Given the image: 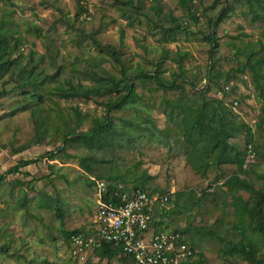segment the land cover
<instances>
[{
    "label": "rangeland",
    "instance_id": "1",
    "mask_svg": "<svg viewBox=\"0 0 264 264\" xmlns=\"http://www.w3.org/2000/svg\"><path fill=\"white\" fill-rule=\"evenodd\" d=\"M186 2L84 0L86 12L78 16L76 0H0L3 32L22 40L18 63L0 81V174L20 161L44 157L23 170L29 176H10L0 187V264H107L98 252L74 257L64 239L65 232L87 233L92 226L97 205L91 181L97 178L110 185L145 182L147 189L171 193V214L163 220L170 230L184 231L197 251L193 264L199 259L202 264H247L221 250L249 238L264 252V239L251 230L249 219L244 231L238 230L235 204L238 198L250 201L251 194L224 185L237 164L212 168L203 178L189 162L195 158L180 119L171 120L166 107V101L178 99L196 106L220 101L233 113L227 121L238 129L230 140L234 156L250 144L256 153L254 158L247 154L243 178L256 190L263 188L264 0ZM211 34L219 44L213 55ZM139 71L177 81L185 94L165 92L152 80L141 82ZM105 72L137 85L138 96L124 110L107 113L112 86L87 76ZM29 80L41 86L40 96L34 86L24 85ZM227 84L231 94L219 99ZM80 85L94 87L97 94L70 100L51 94ZM196 89L205 91V100ZM233 100L240 101L239 108H232ZM77 110L86 116L78 132L89 131L94 120L108 114L118 131L109 147L89 150L71 143L65 153L60 150L64 134L77 125ZM39 137L44 142L37 145ZM50 152L57 154L54 161L47 158ZM58 194L62 221L52 209Z\"/></svg>",
    "mask_w": 264,
    "mask_h": 264
},
{
    "label": "trees",
    "instance_id": "2",
    "mask_svg": "<svg viewBox=\"0 0 264 264\" xmlns=\"http://www.w3.org/2000/svg\"><path fill=\"white\" fill-rule=\"evenodd\" d=\"M82 1L84 0H76L77 8L80 11L78 16H81L82 13L86 12L85 7L82 5ZM181 5L185 6L187 4L186 0H178ZM227 15V11L224 10L220 21H222ZM219 21L215 23L214 26H218ZM4 23L0 22V81L3 80L8 74L11 73L14 66L18 63L19 57L18 47L21 44V38L10 39L3 32ZM210 45L212 47V55L215 53V50L219 48V44L214 41L213 35L211 34L208 38ZM101 49V46H99ZM108 52L112 53L115 57L116 53L108 49ZM117 59V58H116ZM264 60V59H263ZM119 62V59H117ZM262 62L258 63L255 67V70L258 66H261ZM263 75V74H262ZM261 75V76H262ZM89 80L97 83L99 85L104 86H112L111 88H107V93L110 96H113L111 101H109L107 106V113L113 111H121L126 108V106L132 102L135 97L138 96L137 93V85L135 83L130 82V78H124L122 80L116 79L115 76L107 73H87ZM141 82L152 80L155 82L158 89H162L165 92L172 91H181L182 94H185V88L183 85L177 83V81L172 82H164L160 79L158 73L148 74L144 71H139L136 77ZM181 78L185 81V84H189L185 80V76L181 75ZM34 81L29 80L24 83V85H31L35 87L36 94L40 96V92L37 91L41 88L39 85H33ZM127 82V83H126ZM190 85V84H189ZM193 86V85H191ZM232 92V91H231ZM53 96L60 97L61 99H90L95 96L97 93L94 90V87L90 86H82L79 88H72L71 91L62 90L58 93H51ZM195 94L199 95L202 99L205 100V91L204 90H195ZM239 102L240 106V101ZM234 100L231 102L233 104ZM166 107L169 111L168 117L171 120H175V118H179L180 122L185 130L186 141L190 147H192V157L195 159L189 160L192 167L200 173V175L205 178L207 177V173L212 168H220L222 165L234 162L237 164V171L230 176L225 182L224 185L231 190L234 191H247L251 194L250 201H243L238 198V203L235 204L237 216L239 219L238 222V230L243 232L244 222L246 219L248 220V225L251 230L255 233L261 234L264 239V175L262 176L263 180V188L261 190H256L251 183L247 181L246 178H243V175H246L245 165H246V157L249 154V147L252 148V151L255 153V150L250 144L245 153H239V155H235V148L230 145V140L237 137L238 129H235L231 122L227 121L229 115H233L232 112H227L222 107L220 101H204L202 106H196L195 102H184L181 99L178 100H170L166 101ZM209 108H213V112L209 111ZM219 114V116H218ZM218 116V117H217ZM86 116L83 115L80 111H76V120L77 125L74 128H70V130L64 134L63 141L64 146L60 149L65 153L66 147L75 143L82 147H86L89 150H100L106 147H109L114 136L118 134L116 127L114 126L112 120L109 118L108 114L105 115L103 120L96 119L94 120V124L92 128L87 132H78L80 126L83 124ZM43 137H39L35 144L39 145L44 142ZM253 140L249 137L248 142L251 143ZM22 152V151H20ZM256 155V153H255ZM72 158L71 156H68ZM44 157L39 160H31V161H20L17 165L11 167L3 174H0V187L3 186L7 179L10 176H17L24 174L25 176H29V173L23 171L26 168L41 162ZM49 161H54L57 158L56 152H50L47 155ZM98 180H105V178H97ZM110 180H117V178L110 177ZM105 181L110 182L106 179ZM93 184H95L94 181ZM129 185V183L125 181L118 182L116 184H111L109 189L116 187L118 184ZM146 183H135L133 186L137 189L145 190V191H153L145 188ZM24 183L19 182L18 187H23ZM95 186V185H94ZM161 194L163 191H153ZM106 200L109 199L107 195L105 197ZM26 198L23 199V204H25ZM54 210V214L59 221L64 219L63 211H62V201L60 195H57V199L52 206ZM171 211H167L166 214L158 215L160 218L166 217V215H170ZM160 223L158 221L155 223V226H158ZM162 224H167L162 221ZM168 227V225H167ZM176 232H180L185 235L183 230H175ZM80 231L74 232H65L64 239L68 243L70 247V241L72 236L79 234ZM185 243L189 244L191 248L195 250V248L185 239ZM94 252H98L99 259L101 261H106L107 264H111L114 260H119L121 264H132V262L123 255L122 249L120 247L114 245H105L99 250H95ZM197 252V251H196ZM221 252L226 256H237L242 258L247 264H264V252L261 251V247L258 246L252 239H248L247 243H235L228 242L226 243L224 249ZM197 255V254H196ZM202 257V256H201ZM196 258V256H195ZM195 258L186 263L193 264ZM195 264H202L199 259Z\"/></svg>",
    "mask_w": 264,
    "mask_h": 264
},
{
    "label": "built area",
    "instance_id": "3",
    "mask_svg": "<svg viewBox=\"0 0 264 264\" xmlns=\"http://www.w3.org/2000/svg\"><path fill=\"white\" fill-rule=\"evenodd\" d=\"M231 91L227 84L217 97L223 99ZM232 108H239L237 100ZM249 150L248 156L254 158L252 148ZM94 181L97 211L90 230L72 236L70 251L74 257L111 244L120 247L132 264H186L195 258L197 252L184 242L185 235L170 230L162 224L165 217H158L170 211L171 193H155L121 183L109 189L107 181ZM157 221L160 224L155 226Z\"/></svg>",
    "mask_w": 264,
    "mask_h": 264
},
{
    "label": "clouds",
    "instance_id": "4",
    "mask_svg": "<svg viewBox=\"0 0 264 264\" xmlns=\"http://www.w3.org/2000/svg\"><path fill=\"white\" fill-rule=\"evenodd\" d=\"M92 181H94V180H92ZM95 182V181H94ZM95 187V186H94Z\"/></svg>",
    "mask_w": 264,
    "mask_h": 264
},
{
    "label": "crops",
    "instance_id": "5",
    "mask_svg": "<svg viewBox=\"0 0 264 264\" xmlns=\"http://www.w3.org/2000/svg\"><path fill=\"white\" fill-rule=\"evenodd\" d=\"M91 228V227H90ZM90 230V229H89Z\"/></svg>",
    "mask_w": 264,
    "mask_h": 264
}]
</instances>
